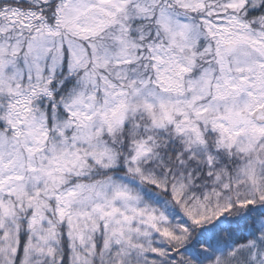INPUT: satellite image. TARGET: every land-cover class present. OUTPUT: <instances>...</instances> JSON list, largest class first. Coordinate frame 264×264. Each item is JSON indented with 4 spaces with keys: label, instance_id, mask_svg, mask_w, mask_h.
<instances>
[{
    "label": "snow or ice",
    "instance_id": "obj_1",
    "mask_svg": "<svg viewBox=\"0 0 264 264\" xmlns=\"http://www.w3.org/2000/svg\"><path fill=\"white\" fill-rule=\"evenodd\" d=\"M0 264H264V0H0Z\"/></svg>",
    "mask_w": 264,
    "mask_h": 264
}]
</instances>
